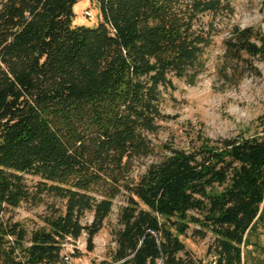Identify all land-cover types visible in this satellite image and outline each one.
<instances>
[{
  "label": "trees",
  "instance_id": "1",
  "mask_svg": "<svg viewBox=\"0 0 264 264\" xmlns=\"http://www.w3.org/2000/svg\"><path fill=\"white\" fill-rule=\"evenodd\" d=\"M79 1L0 0V264H68L66 239L91 246L120 196L109 264H197L192 225L214 237L212 264H245L264 225V135L153 142L163 90L205 73L216 33L203 18H229L231 0H92L95 28L73 26ZM224 48L225 79L260 74V29L233 26ZM45 195L64 202L45 226L15 221Z\"/></svg>",
  "mask_w": 264,
  "mask_h": 264
},
{
  "label": "rangeland",
  "instance_id": "2",
  "mask_svg": "<svg viewBox=\"0 0 264 264\" xmlns=\"http://www.w3.org/2000/svg\"><path fill=\"white\" fill-rule=\"evenodd\" d=\"M234 13L229 18L210 16L203 18V24L213 22L214 32L207 49V69L194 86L183 80L173 79L174 89L163 90L162 111L165 121L154 144H167L175 148H187L198 134L211 139L249 138L264 135V61L256 62L259 75H247L237 85L234 80L225 79L224 40L233 26L253 27L264 33V0H231ZM89 11L92 18L85 16ZM73 26L95 28L102 22L100 8L92 0H80L73 7ZM157 156L142 159L136 163L134 176L141 175L146 166ZM30 187H34L38 178L26 177ZM124 196L114 201L112 213L104 222L92 245L87 235L78 240L66 239L62 255L69 258L68 264H109L115 248L112 233L118 228V214L124 205ZM42 204H23L14 211L15 221L24 224L29 230L45 226L44 219L55 209L64 206V202L50 196H42ZM92 213H87L82 223L91 224ZM197 226L192 225L188 237L183 238L194 261L197 264H212L214 257L208 254V248L214 242L209 234L205 239L193 234ZM245 264H264V225L252 239Z\"/></svg>",
  "mask_w": 264,
  "mask_h": 264
},
{
  "label": "built area",
  "instance_id": "3",
  "mask_svg": "<svg viewBox=\"0 0 264 264\" xmlns=\"http://www.w3.org/2000/svg\"><path fill=\"white\" fill-rule=\"evenodd\" d=\"M85 16L88 17V18H92L93 17L92 14H91V12H89V11H86L85 12ZM65 260L67 262H69V258L68 257H65ZM82 264H84V263H82Z\"/></svg>",
  "mask_w": 264,
  "mask_h": 264
}]
</instances>
